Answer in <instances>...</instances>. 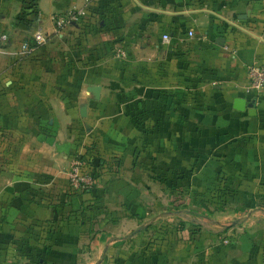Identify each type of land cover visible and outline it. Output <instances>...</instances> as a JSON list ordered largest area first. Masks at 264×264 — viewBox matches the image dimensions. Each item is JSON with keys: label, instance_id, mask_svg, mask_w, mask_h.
Listing matches in <instances>:
<instances>
[{"label": "crops", "instance_id": "obj_1", "mask_svg": "<svg viewBox=\"0 0 264 264\" xmlns=\"http://www.w3.org/2000/svg\"><path fill=\"white\" fill-rule=\"evenodd\" d=\"M1 36L0 264H264V89L243 91L245 67L264 63V0H0ZM74 158L119 187L115 209L69 190ZM215 175L221 207L205 202ZM175 184L204 194L197 230L160 248L151 224L174 203L155 191Z\"/></svg>", "mask_w": 264, "mask_h": 264}, {"label": "rangeland", "instance_id": "obj_2", "mask_svg": "<svg viewBox=\"0 0 264 264\" xmlns=\"http://www.w3.org/2000/svg\"><path fill=\"white\" fill-rule=\"evenodd\" d=\"M94 175L96 177L95 182L93 183V185L89 188H84V189H80V190H76V191H72L76 194V196L79 197H88V199H95V198H101L106 197L107 198V202H109V204H107V206L105 208H113L115 209V205L112 204V201H116V198L120 197L119 191L117 190L118 188H113L114 190H107L106 187V180H103V183L101 184V186H99L100 188H98V184L101 182V180L97 181L98 178V173L95 171ZM174 177L176 175H173ZM222 177H224L223 175H215L211 181H210V187L207 189H205L204 194H200L198 191H195L194 189H180L179 186H177L176 184L173 185L172 187H168L166 190H164L163 188L157 187L156 191H155V196L156 197H160L162 198L161 201H164V199L166 200H173L174 204H169L167 206H162L161 207V211H170L171 214H173L174 216V220H172L171 222H156L153 225L155 228L152 229L154 231H158L160 232V234L154 236V240H156L155 245L158 247H177L181 244V241H190L193 240L195 238V234H196V224L194 222H191L188 219H191L193 216V220H195V222H198L199 220L196 219V215H200L198 214L200 207L199 201H197V197H203V195L206 198L205 202L207 204V200L210 198H215V199H220L216 204H220V207L222 206V204L220 202L225 201L226 197H227V193H229V191L224 190L221 185L224 184L226 182V178L225 181L221 182ZM122 181V180H121ZM120 180H114L113 182L111 181V185L113 186L114 184L121 185L119 184ZM162 185V184H160ZM148 193V192H147ZM146 193V194H147ZM148 195V194H147ZM232 195V194H231ZM194 198V200L192 202H184V198ZM182 201L179 202V204H176L177 201ZM202 200V199H201ZM195 201H197V204H195ZM227 207V206H226ZM204 209L205 211H209L210 209H213V207L211 205H204ZM159 209L157 210L158 212V216L162 215V213ZM155 211H153L152 213H154ZM155 212V213H157ZM194 214H191V213ZM182 217V219L179 218ZM240 214H236L234 216H230L228 219H232L234 222H237L241 216H239ZM239 217V218H238ZM227 222H225L226 225H230L232 221L228 220ZM147 222V221H146ZM203 224V226L205 225V222H200ZM146 225V224H145ZM148 226V225H147ZM224 226H222L223 228ZM229 227V226H228ZM218 228V227H217ZM149 229H151V227H149ZM221 229V228H220ZM183 232L182 234H179L178 232ZM188 231V233H187ZM152 237V236H151ZM183 237V238H182ZM191 242V241H190ZM179 250V249H178ZM161 251V250H159ZM174 252V251H173ZM128 256V260L130 262L133 261H143L145 260V253L141 252L140 254H136L135 257L133 256V254H128L126 255ZM169 256V251L166 252V257ZM116 257L119 258V255H111V259L112 261H114L113 264H116V262L118 261L116 259ZM139 257L141 260H139Z\"/></svg>", "mask_w": 264, "mask_h": 264}, {"label": "built area", "instance_id": "obj_3", "mask_svg": "<svg viewBox=\"0 0 264 264\" xmlns=\"http://www.w3.org/2000/svg\"><path fill=\"white\" fill-rule=\"evenodd\" d=\"M86 11L84 8L75 9L67 11L63 14H57L53 17V25L56 30L73 24L80 23L83 19ZM190 35V32H188ZM4 36L0 37L3 38ZM33 42L41 43L44 38L40 31H36L32 35ZM161 41L167 42L168 35H161ZM24 52H32L34 46L28 45L27 43H22L20 46ZM113 54L116 58L123 59L125 58L126 52L122 47L114 46ZM264 89V63H251L245 67V83L243 86V91L245 93H250L257 95L261 93ZM94 169L89 166L88 162L80 158H74L71 160L70 165L67 170V185L68 188L72 191L89 188L93 185L96 180L94 175Z\"/></svg>", "mask_w": 264, "mask_h": 264}, {"label": "water", "instance_id": "obj_4", "mask_svg": "<svg viewBox=\"0 0 264 264\" xmlns=\"http://www.w3.org/2000/svg\"><path fill=\"white\" fill-rule=\"evenodd\" d=\"M219 41L221 42V39H219ZM86 90L92 94L94 99H97L98 95H99L100 86L91 85V86H88ZM235 102L238 104V105H234L235 109H243L244 108L245 105H244V101H242V99H236ZM247 106L251 107L252 103H248ZM79 113L81 116H84L85 113H84V106L83 105L80 107Z\"/></svg>", "mask_w": 264, "mask_h": 264}, {"label": "trees", "instance_id": "obj_5", "mask_svg": "<svg viewBox=\"0 0 264 264\" xmlns=\"http://www.w3.org/2000/svg\"><path fill=\"white\" fill-rule=\"evenodd\" d=\"M27 44H28V45H32V46H34L33 43H32V41H31V42H28ZM93 169H94V168H93ZM94 171H95V169H94Z\"/></svg>", "mask_w": 264, "mask_h": 264}]
</instances>
